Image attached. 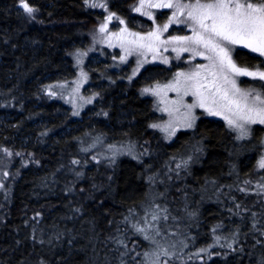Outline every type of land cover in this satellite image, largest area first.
<instances>
[{"label":"trees","instance_id":"obj_1","mask_svg":"<svg viewBox=\"0 0 264 264\" xmlns=\"http://www.w3.org/2000/svg\"><path fill=\"white\" fill-rule=\"evenodd\" d=\"M27 2L37 9L35 20L19 0H0V117L13 116L5 126L0 120V148H11L4 156L18 169L8 178V200L0 209V264H145L148 216L157 211L166 215L160 227L169 222L162 228L178 233L170 251L181 256L169 257V264H264V169L257 166L263 128L255 125L238 140L224 122L200 116L192 130L164 142L149 128L150 98L137 91L146 77L162 71L147 65L129 84L105 79L108 84L99 88L105 118L91 131L115 141H146L144 155L97 161L82 154L89 137L80 127L89 125L87 118H71L66 106L46 94V84L74 76L69 54L87 42L103 12L88 8L85 0ZM134 2L111 0L108 9L134 26L139 19L130 14ZM235 58L240 65L264 68L246 50L238 48ZM13 135L35 137L34 143L16 148L6 143ZM192 143L200 144L202 156L186 172L181 151ZM157 179L174 189H160L164 194L155 201L149 191ZM211 182L215 187L203 194ZM219 230L224 234L214 242ZM199 247L213 254L194 255Z\"/></svg>","mask_w":264,"mask_h":264},{"label":"rangeland","instance_id":"obj_2","mask_svg":"<svg viewBox=\"0 0 264 264\" xmlns=\"http://www.w3.org/2000/svg\"><path fill=\"white\" fill-rule=\"evenodd\" d=\"M110 1L111 0H89L88 4L85 3L88 8L103 12V19L90 30L87 42L80 41L76 48L73 49L71 54H69V57L72 61L74 76L68 81L64 80L61 82H50L46 84V89L48 90L46 91V94H48L51 98H54V101H57L60 104L66 106L65 109L69 111V114L72 116L71 118H73L74 120H77L78 118H80V120L82 118H87L89 125L85 124L81 127L77 125L74 127H80V129L83 130V133L88 134L89 137V140L88 138H85L88 140V142L83 139L80 140L81 143L83 141H86V143L80 147L82 154H90L91 157H93L94 160L97 161L104 159H115L116 156L122 155L139 159L141 156L144 155L146 151V148L144 146H147L146 141L142 142V140L136 141L134 139H119L118 141H115L113 137H110L106 133L102 135L98 133L91 134V131H93L92 129L96 125V120L105 118L100 112L101 107L99 105L103 101V98L101 96L103 93L102 90L99 88H104V85L108 84V82H105V79L109 77L113 85L119 82L123 84H125L126 82L127 84H129L136 76H138L142 69L147 65H157L159 66V68H162V71H158V74L155 75L156 77L153 75L146 77V79L143 81L142 85H140L137 91L140 96L150 98L152 103V117H154L150 121L149 128L153 131L158 132L164 142H171L178 131L192 130L200 116L208 117L211 119L213 118L214 120H220L228 126L227 122L224 119V115H227L228 113H224L222 115H210L207 111H205V109L200 107H195L192 109V115L194 116V120H192L191 122L192 126H185L186 121L183 119L182 113L186 112L187 109L184 108L182 104L176 102L179 101L180 96H183V104H191L193 103L195 97L190 94L183 95V91L178 94L176 91H172L164 87L165 85L174 83L176 73H188L196 70L197 65H205L209 63L207 59L202 56L195 55L193 51L181 52L179 54L180 58H177V53L172 51V48L174 47L179 48L181 46L188 45H184L182 42L172 41L167 44H160L158 51L156 52H151L147 51L146 49H142L133 52L131 55H129L126 51V48L129 47L127 41L133 39V37L130 36L129 33H140L143 36L148 32L152 31L153 29H162L163 25L168 23L169 17L172 16V13L176 11V9H146V11L152 13V18H149V16L144 15L142 12H136L133 10L135 7L139 6V0H135L133 5L131 6L130 14L138 16L139 19L138 21L135 20V23H133L134 26H131L122 16L108 9ZM93 2L97 4L104 3L106 7H91L90 4ZM153 2L158 3L160 2V0H153ZM182 2L190 3L194 2V0H182ZM253 2H258V0H253ZM110 14H114V18L107 22V28L105 29V31L100 32V25L106 22L105 18L108 17ZM28 17L30 20H35L37 17V9L32 14V16ZM185 17L186 11L183 15L179 17L180 20L185 22L171 23L167 31L162 32L160 39L162 41H168L170 37L191 36L193 34V24L191 21L186 20ZM121 20L124 21L123 24L120 23ZM121 29H126V31L121 33ZM112 33H119L120 36L123 37V40H121L117 36L111 35ZM191 47L195 48L196 51L205 52V55H211L202 47H197L195 45H191ZM238 48L259 56L258 53H253L249 49L237 45L233 46L231 53L232 58L235 62V52ZM165 49H167V51H165ZM141 52H143V55H141ZM121 56H126V60L121 61ZM154 56L155 59H153ZM165 58L168 59V63L163 62ZM259 58L260 59L258 63L264 64V57L259 56ZM78 60L79 63L77 62ZM138 61L141 62V66L139 67V71H137L136 74L133 75V71L138 67ZM237 65L241 67H247L250 70L259 69L261 71H264V68L260 67L259 65H256L254 67L240 65L238 63ZM89 69L93 71H90ZM163 69L166 70L164 71ZM101 70L103 73L101 72ZM163 74H165L166 77H163ZM236 79L237 85L241 89L254 90L256 92L264 93V81L254 80L246 76L237 77ZM253 81H259L261 84H263V89L260 85L255 84ZM59 85H63V87H60ZM49 86L52 87L49 88ZM154 87L158 88L159 95H155L153 94V92L146 93L143 91L145 88L152 89ZM50 92H54L55 95H50ZM89 100L91 101L90 103L88 102ZM86 109L91 110V113L82 116L83 112ZM163 109H168V111H163ZM177 109L179 110L177 111ZM61 113H63V111H61ZM74 113L78 114L74 115ZM12 117L13 116L9 112L2 114L0 120L3 126H5L4 123ZM74 122V125H76V121ZM153 124L160 125L161 127H151V125ZM165 125H168V131L162 130V127ZM255 125L261 126L263 128L260 134V150L259 155L257 156L258 163V161H260V159L264 157V124L257 122L246 125L248 133L246 136L248 137L250 136V134H252V129ZM173 129H175L174 132ZM230 129L234 132L236 139L240 140L246 138V136L243 138H238L240 136L239 130L234 128ZM33 138L35 139V137ZM34 139H30V137L24 138L13 135V138L8 140L6 143L9 145L14 144L16 148H21L25 145L33 144ZM199 145L200 144H198V146ZM198 146L197 144L195 145L194 143H192L181 151V158L184 160L183 168L186 172L191 169L193 165L198 164V158L202 156V152L200 150V147ZM5 149L7 151H4ZM6 153H11V148L9 149L7 146L1 147L0 209L1 204L3 202L5 203V201L8 200V197H5L7 195V192L10 191L11 187V185L7 183L9 180V176H12L10 179H14L15 175L18 174L17 164L14 165L9 163L10 160L8 159V157L6 158L4 156ZM25 158L26 159L22 160L23 166H27V160L30 163V158ZM179 162L177 161V159H174V164L177 165V163ZM12 170H14V172ZM215 184V182H211L210 184H208V187L206 190L203 191V194L215 187ZM262 185H264V182H262L261 186ZM160 189H164L167 192L172 191V189L174 188L171 186L169 187L168 185L164 184L162 180L157 179L156 182L150 188V199L157 201L156 199H159L161 196H163L164 193L161 194V192H159ZM261 192L264 194V189L261 188ZM193 199L196 200V197L194 196ZM153 216H157V219L155 221L152 220ZM148 217V219L152 221L150 224H148L150 225L149 228L151 232L147 231L146 234H144L145 237H148L147 241H149V247L144 250L143 259L148 264H169L168 262H166L169 257L175 258L177 256H181V252L177 254L178 251H175L176 253L170 251L172 244H174L172 243V239L178 233H175L171 230H167L171 225V223L169 222L166 224L163 223L162 225V227H166L167 229L160 227V222L162 221V218L163 220L166 219V215L165 213H162V211L153 212ZM222 232L224 234V231L219 230L218 233L216 232L214 235L216 237L222 236ZM216 240L217 239H213L214 242H216ZM159 241L163 244L159 245ZM209 246L211 247L213 245L211 244ZM210 247L206 250V252L201 251L200 247V249H194L192 250V252L194 255H199L200 253L204 252L207 254L208 257H210V255L213 254V252L209 250ZM163 251H167L170 255H162ZM158 256L159 259H157ZM199 258H201V256H199Z\"/></svg>","mask_w":264,"mask_h":264},{"label":"snow or ice","instance_id":"obj_3","mask_svg":"<svg viewBox=\"0 0 264 264\" xmlns=\"http://www.w3.org/2000/svg\"><path fill=\"white\" fill-rule=\"evenodd\" d=\"M85 3L88 4L89 0H85ZM19 6L28 16H32L36 11L27 0H19ZM90 6L106 7L104 3L97 4L94 2ZM150 8H175L176 11L172 13L168 23L164 24L162 29H153L143 36L140 33H129L133 37L127 41L129 47L126 48V51L129 55L142 49L156 52L160 44L175 41L188 45L172 48V51L177 53V58H180L181 52L193 51L195 55L202 56L209 61L208 64L197 65L194 71L176 73L174 83L164 86L178 94L183 91V95L190 94L195 97L191 104H183V96H180L179 101L176 102L187 109L186 112L182 113V117L186 121L185 126H192L191 122L194 120L192 109L195 107L205 109L210 115L228 113L224 115V119L230 128L239 130L240 136L238 138H243L248 134L246 125L257 122L264 124V93L241 89L238 87L236 79L246 76L254 80L264 81V71L250 70L247 67L237 65L231 54L233 46L240 45L264 57V0H258V2H253V0H194L190 3H183L182 0H160L158 3L153 2V0H139V6L133 10L152 18V13L146 11ZM185 11V19L193 24V34L191 36L170 37L168 41H162L160 39L161 34L167 31L171 23L185 22L179 19ZM113 18L114 14L106 17V22L100 25L99 31L104 32L107 28V22ZM120 23L123 24L124 21L121 20ZM125 31L126 29H121V33ZM111 35L123 40L119 33H112ZM191 45L202 47L211 55L196 51ZM126 58V56L120 57L121 61L126 60ZM77 62L79 63V60ZM163 62L168 63V59L165 58ZM140 66L141 62L138 61V67L133 71V75L139 71ZM59 86L63 87V85ZM51 87L49 86V88ZM143 91L159 95L157 87L145 88ZM49 94L55 95L54 92ZM163 111H168V109H163ZM77 114L74 113V115ZM151 127L161 126L153 124ZM162 130L168 131V125L163 126ZM174 131L175 129H173ZM73 163H78V161H73ZM257 166L264 169V157L258 161ZM261 188L264 189V185ZM156 219L157 216L152 217L153 221ZM137 231H144V229L137 228ZM216 239L219 241V237ZM228 247L231 245L229 244ZM201 251H206V249H201ZM162 255L168 256L170 254L163 251Z\"/></svg>","mask_w":264,"mask_h":264},{"label":"bare ground","instance_id":"obj_4","mask_svg":"<svg viewBox=\"0 0 264 264\" xmlns=\"http://www.w3.org/2000/svg\"><path fill=\"white\" fill-rule=\"evenodd\" d=\"M102 59V58H101ZM104 60V59H103ZM93 63V62H92ZM96 66V65H95ZM93 82V81H92ZM95 133V132H94ZM98 133V132H97ZM99 134V133H98ZM102 135V134H101ZM143 256H141V258H142ZM147 257V256H146ZM145 257V258H146ZM145 260H147V259H145ZM144 261V260H143ZM147 262H145V264H146ZM143 264H144V262H143Z\"/></svg>","mask_w":264,"mask_h":264}]
</instances>
